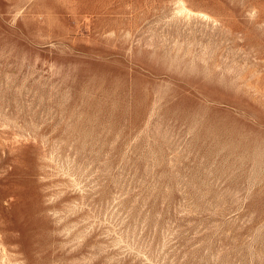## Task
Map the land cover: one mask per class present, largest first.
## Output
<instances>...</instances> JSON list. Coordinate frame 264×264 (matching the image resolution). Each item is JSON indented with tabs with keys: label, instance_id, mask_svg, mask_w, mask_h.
Returning a JSON list of instances; mask_svg holds the SVG:
<instances>
[{
	"label": "rangeland",
	"instance_id": "rangeland-1",
	"mask_svg": "<svg viewBox=\"0 0 264 264\" xmlns=\"http://www.w3.org/2000/svg\"><path fill=\"white\" fill-rule=\"evenodd\" d=\"M0 264H264V0H0Z\"/></svg>",
	"mask_w": 264,
	"mask_h": 264
}]
</instances>
